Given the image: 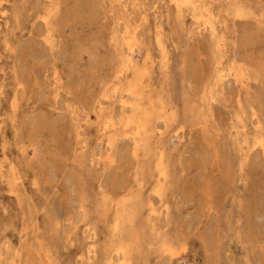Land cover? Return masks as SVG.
Segmentation results:
<instances>
[{
  "label": "rangeland",
  "instance_id": "rangeland-1",
  "mask_svg": "<svg viewBox=\"0 0 264 264\" xmlns=\"http://www.w3.org/2000/svg\"><path fill=\"white\" fill-rule=\"evenodd\" d=\"M0 264H264V0H0Z\"/></svg>",
  "mask_w": 264,
  "mask_h": 264
}]
</instances>
